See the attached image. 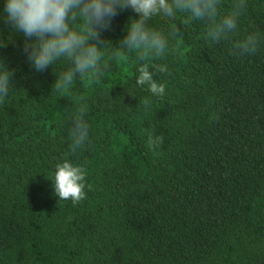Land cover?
Instances as JSON below:
<instances>
[{
    "label": "trees",
    "instance_id": "16d2710c",
    "mask_svg": "<svg viewBox=\"0 0 264 264\" xmlns=\"http://www.w3.org/2000/svg\"><path fill=\"white\" fill-rule=\"evenodd\" d=\"M0 264H264V0H0Z\"/></svg>",
    "mask_w": 264,
    "mask_h": 264
}]
</instances>
